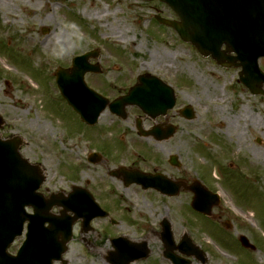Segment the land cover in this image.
<instances>
[{"label":"rangeland","instance_id":"obj_1","mask_svg":"<svg viewBox=\"0 0 264 264\" xmlns=\"http://www.w3.org/2000/svg\"><path fill=\"white\" fill-rule=\"evenodd\" d=\"M31 7L37 11L30 15ZM157 13L177 19L160 0H0V115L6 121L0 137H22V154L45 169V186L69 192L73 183L85 185L89 127L61 96L57 68L97 48L101 55L94 61L103 66L109 84L125 86L144 72L159 75L175 87L177 105L191 104L197 112L192 122L174 114L179 125L174 142L181 148L169 142V154H177L183 164L180 169L169 164V177L191 183L203 178L221 197L214 219L194 211L190 190L169 197L177 242L187 231L207 253L205 263L193 259V264H264V95L238 83L236 68L202 57L173 28L160 24ZM29 35L34 38L30 45ZM260 64L264 69V58ZM86 80L101 84L102 79L87 74ZM26 102L29 110L22 107ZM241 103L248 108L239 119ZM232 161L237 163L230 167ZM235 190L243 192L242 198ZM243 210L253 214L257 229L244 221ZM239 234L257 250L243 248ZM21 242L17 239L10 251L16 253ZM153 264L166 263L157 259Z\"/></svg>","mask_w":264,"mask_h":264},{"label":"water","instance_id":"obj_2","mask_svg":"<svg viewBox=\"0 0 264 264\" xmlns=\"http://www.w3.org/2000/svg\"><path fill=\"white\" fill-rule=\"evenodd\" d=\"M162 1L169 4L180 20L157 16L160 22L173 27L184 41L194 44L202 55L212 56L224 66L235 65L236 60L240 59L248 70L247 76L241 80L253 93H260L264 82V72L258 64V59L264 56V0ZM224 44L227 45V50H222ZM227 52H236L238 55L228 56ZM91 56H97V53L92 52L75 58L71 69L60 68L56 75L63 95L80 113L82 119L95 123L106 104L84 81L88 71L101 72L99 64L89 63ZM150 92V88L133 87L123 101L127 99L131 102L136 95L137 98L140 96L148 100ZM174 104V91L169 86V108ZM115 110L121 112L119 108ZM187 112L190 114L191 109H187ZM2 124L0 116V126ZM16 139H0V163L3 164L0 178L7 180V183L0 185V264H52L66 251L74 222L83 218L85 224H88V211H95L96 206L89 196L84 198V190L75 187L69 197L53 194L50 201H39L36 198V190L44 177L37 166L20 156L18 148L21 142ZM17 179L24 181V185L10 186L8 181ZM179 186L180 183L170 182L169 193L176 194ZM193 190V206L202 213L211 215L213 207L220 203L219 196L198 183L194 184ZM26 205H32L35 214H26ZM54 205L62 207L59 216L50 213ZM70 211L75 213L74 217L68 214ZM93 216L95 215H91V218ZM26 220L30 222L29 239L16 256L11 255L8 248L15 238L21 235ZM47 222L50 223L48 228L45 227ZM228 227L231 226L228 224ZM240 239L244 246L255 249L245 235H241ZM47 243L53 247L47 246ZM176 249L187 255L200 254L193 247L188 235L176 246L169 232V258L175 264H187L172 253ZM36 252L43 254H34Z\"/></svg>","mask_w":264,"mask_h":264},{"label":"flooded vegetation","instance_id":"obj_3","mask_svg":"<svg viewBox=\"0 0 264 264\" xmlns=\"http://www.w3.org/2000/svg\"><path fill=\"white\" fill-rule=\"evenodd\" d=\"M95 75L101 84L88 82L89 86L110 102L138 82L137 76L133 84L112 85L107 83L108 75ZM161 99L152 115L139 105H127L124 117L107 109L94 126L87 125L83 187L102 214L88 224H75L66 264H97L98 260L103 264H153L157 259L169 264V164L180 169L183 163L180 159L178 166L169 162V142L181 148V143L174 142L177 123L169 138V126L174 125V114L180 115V109L169 110V93ZM183 180L189 186L190 181ZM46 183L47 175L41 192L50 193ZM171 231L174 235L172 223Z\"/></svg>","mask_w":264,"mask_h":264},{"label":"bare ground","instance_id":"obj_4","mask_svg":"<svg viewBox=\"0 0 264 264\" xmlns=\"http://www.w3.org/2000/svg\"><path fill=\"white\" fill-rule=\"evenodd\" d=\"M91 5L94 6L95 3H92ZM36 11H37V9L34 8V7L28 8V13H29L30 15H31L32 13L36 12ZM17 16H18V15H17ZM17 18L20 19V20L22 19V18H19V16H18ZM33 42H34V38H33L31 35H29V36L27 37V41H26V43L30 45V44H32ZM193 66H194V65H193ZM190 67L192 68V66H190ZM198 79H199V82H201L202 84L205 82V81L201 80L200 77H198ZM23 104H24V105L22 106L23 108H27V106H29V107H28V110L30 109V105L28 104V102L23 103ZM26 105H27V106H26ZM247 108H248V106H247V104H245V103H241L240 107H238V112H239V114H238L237 116H238L239 119L243 117V115L245 114V111L247 110ZM220 109L223 110L224 107H220ZM28 110L26 109V111H28ZM225 133L230 134V132H229L228 129L225 130ZM254 155H255L256 158H259V153H258V152H255ZM217 177H218V175H217ZM242 217H243V219H244L245 222L252 224L254 227L256 226V229L258 228V226L254 223V218H255V217L253 216L252 213L249 212V210H243V211H242ZM224 256H225V258L228 259V260L231 259V256L228 255V254H224Z\"/></svg>","mask_w":264,"mask_h":264}]
</instances>
